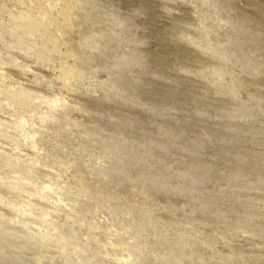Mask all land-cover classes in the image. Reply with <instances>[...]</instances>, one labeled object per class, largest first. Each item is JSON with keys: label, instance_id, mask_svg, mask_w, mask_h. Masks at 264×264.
Here are the masks:
<instances>
[{"label": "rangeland", "instance_id": "374dc122", "mask_svg": "<svg viewBox=\"0 0 264 264\" xmlns=\"http://www.w3.org/2000/svg\"><path fill=\"white\" fill-rule=\"evenodd\" d=\"M0 264H264V0H0Z\"/></svg>", "mask_w": 264, "mask_h": 264}]
</instances>
